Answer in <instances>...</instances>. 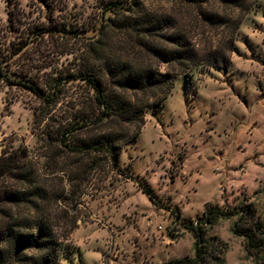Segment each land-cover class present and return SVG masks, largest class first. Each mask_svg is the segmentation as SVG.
<instances>
[{"label": "rangeland", "instance_id": "rangeland-1", "mask_svg": "<svg viewBox=\"0 0 264 264\" xmlns=\"http://www.w3.org/2000/svg\"><path fill=\"white\" fill-rule=\"evenodd\" d=\"M106 1L111 0H11L24 25L10 32L7 2L0 0V42H18L21 34L26 39L23 27L52 28L36 36L19 61L28 62L30 73L48 83L62 70L75 71L85 59L87 40L101 37ZM146 3L177 15L200 63L155 62L174 87L163 101L148 107L138 136L122 150L120 167H79L74 155L60 157L70 171H90L71 191L67 186L73 216L63 208L55 210L66 221L60 229L76 221L60 245V264H165L192 258L195 238L188 225L208 201L234 207L249 199L264 218V0H248L247 7L236 9L218 4L233 17L230 27L211 23L198 6L172 0ZM105 38L118 51L119 41L131 43L129 35L112 31ZM216 53L229 57L230 64L213 66L210 58ZM11 67L9 73L21 68ZM88 92L83 81L70 82L49 124H40L38 98L0 81V141L26 146L40 171H50L44 156L46 131L55 119L73 117ZM130 128L131 134L138 130L136 125ZM137 180L152 185L159 206ZM236 219L220 220L209 236L228 243L224 264H256L232 231Z\"/></svg>", "mask_w": 264, "mask_h": 264}, {"label": "trees", "instance_id": "trees-1", "mask_svg": "<svg viewBox=\"0 0 264 264\" xmlns=\"http://www.w3.org/2000/svg\"><path fill=\"white\" fill-rule=\"evenodd\" d=\"M10 1L6 0L8 30L13 32L24 24L21 13L11 8ZM146 1L130 0L127 5L106 1L104 21L99 28L101 37L87 40L82 51L85 59L73 68L75 71L62 70L48 83L30 73L28 62L19 61L34 38L51 32L52 28L23 27L21 33L29 34L26 39L21 34L18 42H0V81L26 89L38 98L36 122L49 124V115L70 82L81 80L89 89V95L73 117L55 119L53 128L46 131L44 156L50 171H40L38 161L26 146L0 141V264H60V245L68 240L76 221L70 228L60 229L66 221L62 223L61 213L55 210L63 208L64 213L73 216L68 207L71 186L77 179H83L85 172H90L70 171L60 157L74 155L79 167H120L122 150L138 136L148 107L163 101L174 87L173 80L158 72L155 62L200 63L177 15L154 10ZM172 1L198 6L208 21L224 27L232 26L234 19L227 10H220L218 4L227 9L245 8L248 4V0ZM109 31L129 35L131 43L119 41L122 50L118 51L105 38ZM210 61L213 66L230 64L229 57L217 53ZM13 64L21 68L9 73ZM132 125L138 130L131 134ZM136 182L150 201L159 206L152 185L147 180ZM233 217L237 218L233 233L242 238L255 263L264 264V218L256 203L249 199L234 207L206 202L203 213L188 225L195 238L194 257L165 264H224L229 245L217 235L210 237L209 232L220 220Z\"/></svg>", "mask_w": 264, "mask_h": 264}]
</instances>
